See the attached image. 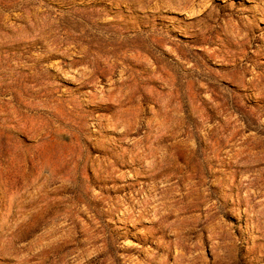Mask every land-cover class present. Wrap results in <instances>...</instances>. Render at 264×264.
<instances>
[{"label": "rangeland", "instance_id": "rangeland-1", "mask_svg": "<svg viewBox=\"0 0 264 264\" xmlns=\"http://www.w3.org/2000/svg\"><path fill=\"white\" fill-rule=\"evenodd\" d=\"M11 263L264 264V0H0Z\"/></svg>", "mask_w": 264, "mask_h": 264}, {"label": "bare ground", "instance_id": "bare-ground-1", "mask_svg": "<svg viewBox=\"0 0 264 264\" xmlns=\"http://www.w3.org/2000/svg\"><path fill=\"white\" fill-rule=\"evenodd\" d=\"M184 4V3H183ZM190 7V6H189ZM193 11H195V10H193ZM186 12V11H185ZM198 11H196V13H197ZM194 14H195V12H194ZM193 15V14H192ZM193 16H195V15H193ZM177 93V92H176ZM130 96H132V95H130ZM149 96V95H148ZM182 96V95H181ZM191 96V95H190ZM197 96V95H196ZM190 99V98H189ZM178 100V99H177ZM182 102V101H181ZM190 103V102H189ZM197 104V103H196ZM182 108V107H181ZM184 108V107H183ZM183 110V109H182ZM196 111V110H195ZM200 111V110H199ZM177 112V111H176ZM183 114V113H182ZM178 115V114H177ZM178 117V116H177ZM181 118H182V116H181ZM205 119V118H204ZM202 120V119H201ZM181 121H182V119H181ZM208 122V121H207ZM210 122V121H209ZM131 123V122H130ZM185 123V122H184ZM189 123V122H188ZM200 123V122H199ZM188 125H190V124H188ZM132 126V125H131ZM181 126V125H180ZM205 127V126H204ZM126 128V127H125ZM128 129V128H127ZM188 130H190V129H188ZM127 131V130H126ZM216 131V130H215ZM205 135V134H204ZM143 141V140H142ZM135 145V144H134ZM133 145V146H134ZM181 145V144H180ZM142 146V145H141ZM145 147V146H144ZM155 147V146H154ZM143 149V148H142ZM157 150V149H156ZM159 151V150H158ZM141 152V151H140ZM219 152V151H218ZM143 154V153H142ZM152 154V153H151ZM157 154V153H156ZM211 154V153H210ZM218 154V153H217ZM198 155V154H197ZM190 156V155H189ZM188 156V157H189ZM192 156V155H191ZM146 157V156H145ZM149 157V156H148ZM153 157V156H152ZM156 157V156H155ZM197 157H199V156H197ZM142 159V158H141ZM146 159V158H145ZM190 159V158H189ZM208 159H209V157H208ZM70 162V161H69ZM77 162V161H76ZM161 162V161H160ZM152 163H154V162H152ZM157 163V162H156ZM162 163V162H161ZM77 164V163H76ZM163 164V163H162ZM166 164V163H165ZM170 164V163H169ZM196 164V163H195ZM157 166V165H156ZM77 167V166H76ZM162 167V166H161ZM166 167V166H165ZM164 168V167H163ZM152 169H155V168H152ZM151 169V170H152ZM147 170V169H146ZM149 170V169H148ZM167 176V175H166ZM151 181V180H150ZM53 182V181H52ZM157 182V181H156ZM155 183V182H154ZM153 183V184H154ZM163 184V183H162ZM149 188V187H148ZM151 188V187H150ZM172 190V189H171ZM147 191V190H146ZM160 191V190H159ZM190 193V192H189ZM160 194V193H159ZM166 194V193H165ZM162 195H164V194H162ZM171 195V194H170ZM193 195V194H192ZM150 196V195H149ZM187 196H188V194H187ZM35 197V196H34ZM151 197V196H150ZM156 197V196H155ZM146 198V197H145ZM157 198V197H156ZM35 199V198H34ZM154 200V199H153ZM182 200V199H181ZM149 202V201H148ZM157 202V201H156ZM188 202V201H187ZM154 203V202H153ZM159 203V202H158ZM13 204V203H12ZM147 204V203H146ZM187 204V203H186ZM145 205V204H144ZM152 205V204H151ZM165 205V204H164ZM154 206V205H153ZM187 206V205H186ZM163 207V206H162ZM166 208H167V206H166ZM165 208V209H166ZM127 210V209H126ZM154 210V209H153ZM168 210V209H167ZM160 211V210H159ZM158 211V212H159ZM157 212V213H158ZM167 212V211H166ZM127 213V212H126ZM130 213V212H129ZM160 213V212H159ZM163 214V213H162ZM172 215V214H171ZM168 216V215H167ZM168 218H169V216H168ZM174 221V220H173ZM183 221V220H182ZM11 242V241H10ZM14 242V241H13ZM8 243V242H7ZM21 243V242H20ZM3 249V248H2ZM22 249V248H21ZM25 249V248H24ZM36 249V248H35ZM10 250V249H9ZM39 250V249H38ZM11 251V250H10ZM20 251V250H19ZM27 252V251H26ZM12 254V253H11ZM8 255V254H7ZM19 255V254H18ZM10 256V255H9ZM16 256V255H15ZM16 257H18V256H16ZM23 257V256H22ZM39 257V256H38ZM40 258V257H39ZM19 259V258H18ZM28 262V261H27ZM11 264H13V263H11Z\"/></svg>", "mask_w": 264, "mask_h": 264}]
</instances>
